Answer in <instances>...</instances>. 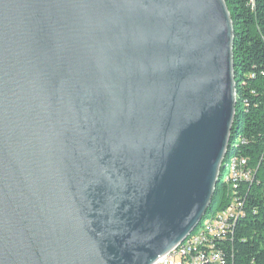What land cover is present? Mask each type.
Here are the masks:
<instances>
[{"label":"water","instance_id":"water-1","mask_svg":"<svg viewBox=\"0 0 264 264\" xmlns=\"http://www.w3.org/2000/svg\"><path fill=\"white\" fill-rule=\"evenodd\" d=\"M225 0H0V264H154L212 203L236 111Z\"/></svg>","mask_w":264,"mask_h":264},{"label":"trees","instance_id":"trees-1","mask_svg":"<svg viewBox=\"0 0 264 264\" xmlns=\"http://www.w3.org/2000/svg\"><path fill=\"white\" fill-rule=\"evenodd\" d=\"M234 29L236 111L234 136L225 161L239 156L254 169V181L242 184L237 196L246 200L247 216L235 238L224 246L231 264H264V0H225ZM215 187L204 219L228 207L231 189L223 181Z\"/></svg>","mask_w":264,"mask_h":264},{"label":"built area","instance_id":"built-area-1","mask_svg":"<svg viewBox=\"0 0 264 264\" xmlns=\"http://www.w3.org/2000/svg\"><path fill=\"white\" fill-rule=\"evenodd\" d=\"M233 136H229V145ZM224 162L225 159L218 179L220 180L222 170L228 168L223 181L230 187L231 194L234 193V196H230L228 207L214 217L203 219L183 243L160 257L154 264H231L226 258L224 246L230 245L234 240L238 223L247 216L244 210L246 200L237 196L238 190L242 184L254 181L255 170L243 157H232L225 166Z\"/></svg>","mask_w":264,"mask_h":264},{"label":"rangeland","instance_id":"rangeland-1","mask_svg":"<svg viewBox=\"0 0 264 264\" xmlns=\"http://www.w3.org/2000/svg\"><path fill=\"white\" fill-rule=\"evenodd\" d=\"M234 129H235V125L233 126L232 135H234ZM227 163H229V161H228V162H227V161H225V162H224V166H225V165H227ZM228 170H229L228 168H225V171H224V173H223V174H224V175H226V174H227V172H228Z\"/></svg>","mask_w":264,"mask_h":264}]
</instances>
